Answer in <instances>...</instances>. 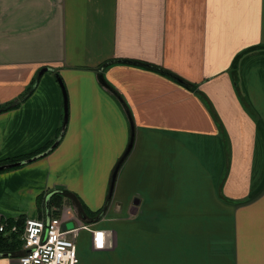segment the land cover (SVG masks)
Masks as SVG:
<instances>
[{"label": "crops", "instance_id": "1", "mask_svg": "<svg viewBox=\"0 0 264 264\" xmlns=\"http://www.w3.org/2000/svg\"><path fill=\"white\" fill-rule=\"evenodd\" d=\"M11 104L0 162L63 133L0 170V222L56 192L105 231L79 230L77 264H264V0H0Z\"/></svg>", "mask_w": 264, "mask_h": 264}, {"label": "built area", "instance_id": "2", "mask_svg": "<svg viewBox=\"0 0 264 264\" xmlns=\"http://www.w3.org/2000/svg\"><path fill=\"white\" fill-rule=\"evenodd\" d=\"M70 219L64 205L55 206L50 208L48 216L25 218L20 231L16 223L1 221L0 233H18L21 241V253L16 256L18 264H77L79 230L83 228L92 233L93 245L97 249L105 245V231L76 223L67 228L65 224Z\"/></svg>", "mask_w": 264, "mask_h": 264}, {"label": "water", "instance_id": "3", "mask_svg": "<svg viewBox=\"0 0 264 264\" xmlns=\"http://www.w3.org/2000/svg\"><path fill=\"white\" fill-rule=\"evenodd\" d=\"M153 68H155L156 70L158 71H161L163 72L164 74H167L168 76L174 78L175 80L179 81V82H182V80L177 77L176 75L172 74L171 72H168L166 70H163L157 66H153ZM49 68L48 67H42L37 75H36V78L33 82V85L31 87V89L35 86V84L37 83V80L39 79L40 75L48 70ZM56 77H57V80L62 88V92H63V98H64V118H63V126L65 124V121H66V104H65V90H64V86H63V83L59 77L58 74H55ZM98 78L100 80V82L104 83L103 81V78H102V75L101 73L98 74ZM30 89V90H31ZM7 106H4V107H1L0 108V111H2L3 109H5ZM131 121V120H130ZM62 133H63V128L61 130V132L59 133V135L57 136V138L52 142V144L44 149L43 151L33 155V156H30L28 158H25V159H22V160H18V161H14V162H6V163H2L0 164V170H4V169H9V168H13V167H16V166H19V165H23L25 163H28L30 161H33L39 157H42L44 156L45 154H47L51 149H53L55 147V145L58 143L59 139L61 138L62 136ZM132 142H133V133H132V125H131V136H130V139L126 145V148L124 150V152L121 154V156L118 158V160L116 161L113 169H112V172H111V175H110V180H109V188H108V192H107V196H106V201H105V205L109 202L110 198H111V195H112V190H113V185H114V182H115V177H116V174H117V171L121 165V163L123 162L124 158L126 157L127 153L129 152V150L131 149V146H132ZM53 194V192L49 193L48 195H46L45 197V200H44V205H45V213H46V216H48V213H49V199L51 197V195ZM104 205V207H105ZM103 207V209H104ZM74 225V222L73 221H69L65 224V227L67 228H70ZM0 255H8L7 253H0Z\"/></svg>", "mask_w": 264, "mask_h": 264}, {"label": "trees", "instance_id": "4", "mask_svg": "<svg viewBox=\"0 0 264 264\" xmlns=\"http://www.w3.org/2000/svg\"><path fill=\"white\" fill-rule=\"evenodd\" d=\"M13 105L14 104L7 105V107L5 109H8ZM5 109H3V110H5ZM46 148H48V146H46L45 148H42L40 151H36V152L30 153V154H27L24 156H15L12 158H6L2 162H0V164L6 163V162H14V161H18V160L28 158L30 156H33V155L43 151ZM52 205L59 206V207L61 205H64L62 196L56 192L53 193L49 199V206H52ZM7 222H8V224L16 223L19 226L18 229L20 231V229L23 225V222H24V218L22 216H20V217H18L17 220H8ZM0 253H7L8 255H15V256H17L21 253V241H20V238H19L17 232H13V233L6 234V235L0 233Z\"/></svg>", "mask_w": 264, "mask_h": 264}, {"label": "bare ground", "instance_id": "5", "mask_svg": "<svg viewBox=\"0 0 264 264\" xmlns=\"http://www.w3.org/2000/svg\"><path fill=\"white\" fill-rule=\"evenodd\" d=\"M6 219V218H5Z\"/></svg>", "mask_w": 264, "mask_h": 264}]
</instances>
